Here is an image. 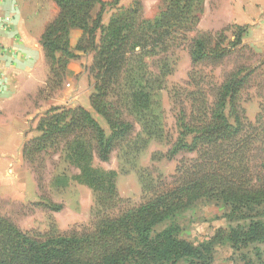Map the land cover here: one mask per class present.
Masks as SVG:
<instances>
[{"label": "trees", "instance_id": "1", "mask_svg": "<svg viewBox=\"0 0 264 264\" xmlns=\"http://www.w3.org/2000/svg\"><path fill=\"white\" fill-rule=\"evenodd\" d=\"M52 1L58 14L40 38L47 80L65 77L68 61L77 58L68 35L80 30L76 51L93 54L89 103L106 130L83 108L53 107L38 119L36 135L23 144L21 154L30 160L51 151L75 168L74 179L94 195L93 221L81 231L38 234L0 215V264H211L213 246L221 242L235 252L254 246L253 257L241 254L242 264H264V248L258 247L264 245V112L251 122L239 101L258 67L233 71L221 83L206 82V88H198L192 72L186 86L196 83V91L183 90L177 137L164 157L181 152L194 157L180 161L170 177H142L145 199L138 206L112 213L120 202L117 173L93 166L94 159L107 162L122 144L133 146L137 126L135 138L143 135L144 145L162 138L158 94L177 51L187 49L192 66L216 65L229 49L244 47L247 27L226 26L213 42L209 33L191 36L205 0H161L153 19L143 16L140 0L128 7H120V0ZM110 7L114 12L103 24ZM227 31L233 40L223 46ZM200 200L222 205L235 225L198 244L180 239L176 224L155 231Z\"/></svg>", "mask_w": 264, "mask_h": 264}, {"label": "rangeland", "instance_id": "2", "mask_svg": "<svg viewBox=\"0 0 264 264\" xmlns=\"http://www.w3.org/2000/svg\"><path fill=\"white\" fill-rule=\"evenodd\" d=\"M13 1L17 2L24 14L30 18L44 16L45 19H48L55 12V17L58 14V8L52 0ZM101 1L109 3L112 0ZM133 1L120 0L119 6L128 7ZM140 1L143 16L146 19H153L158 15L161 0ZM228 1L225 0V6ZM207 5L210 12L204 15L203 11L200 19L201 24L199 22L196 30L190 35L199 37L203 33H209L211 42H213L214 35L220 33L225 27L220 30H206V17L210 13L217 12L216 7L221 3L220 0H209ZM113 12L114 8L112 7L106 9L102 16L103 24L107 23ZM240 26L247 27L242 36L244 47L229 49L225 58L216 65L198 64L192 66L187 49L176 52L174 68L165 78L162 90L158 94L163 130L161 139H150L144 145L143 135L135 138V134L140 131L137 126L132 134L133 139L131 140L135 143L133 146L127 147L126 144H122L111 154L107 162L94 159V167L117 173L115 184L120 202L111 211L112 213L116 214L136 207L144 201L145 197L141 189L142 177L147 179V174L155 178L159 175L170 177L174 174L180 161L194 157L192 154L184 152L178 153L173 158L164 157L177 137L176 118L183 101V90L196 91L194 88L196 83L186 86L192 72L194 81L200 84L198 88H206V82L221 83L233 71L240 69L242 72H247L258 67L259 69L252 75L250 84L242 91L239 101L246 118L251 122L260 111L264 112V20H255L248 25ZM224 35L227 40L223 46H226L227 42L232 41L233 38L229 31ZM75 47L76 45L72 48L69 46L77 58L69 61L82 62V70L85 74V81L80 89L83 90V94L77 99L78 105L73 106L67 103L77 90L67 86L65 77L62 79L52 77L51 83L46 80L45 85L34 99L30 98L31 104L28 109L34 112L42 109L44 111H39L41 114L37 115L38 117L33 119V124L29 125L32 133L30 134L31 130H26L25 142L36 135L34 129L38 119L47 110L54 107L51 104H57L55 106L57 108H83L90 112L106 130L103 120L93 112L89 103L94 85L93 75L89 72L93 54L76 51ZM46 65L48 66L47 62ZM47 78H49V68ZM56 81L59 83H55ZM64 100L66 103L63 102ZM47 105L50 107L47 108ZM16 143L17 139L9 130H0V215L8 218L19 229L31 233L44 234L50 229L60 233L89 229L93 221L94 195L89 188L74 179L78 175V171L63 162L62 158H58V154L51 151L47 154H38L33 159L24 160L21 154L23 145L15 151ZM12 154L14 155L12 156ZM53 206L61 208L56 211L52 209ZM226 213L227 210L222 205L209 200H200L158 225L155 231L176 224L180 228V239L194 244L207 242L217 230H227L230 226L235 225L228 220ZM258 247L263 250L264 245L261 244ZM253 248L254 246H251L241 252H235L227 242L215 244L211 264H242L241 254L253 257ZM179 264H186V262L181 261Z\"/></svg>", "mask_w": 264, "mask_h": 264}, {"label": "crops", "instance_id": "3", "mask_svg": "<svg viewBox=\"0 0 264 264\" xmlns=\"http://www.w3.org/2000/svg\"><path fill=\"white\" fill-rule=\"evenodd\" d=\"M208 3L209 0H205L204 15L210 12ZM220 3L216 7V14L210 13L206 17V30H220L229 25H248L255 20H264V0H229L227 6L225 0H220ZM55 15L56 12L48 19L44 16L30 18L24 14L17 2L0 0V130H9L17 139L15 151L24 144L25 132L31 130L29 125L33 124V119L41 114L39 111H44L42 109L34 112L28 108L31 104L30 98L34 99L47 80L48 66L40 38ZM80 36V30H70V48L76 45ZM65 79L67 86L77 90L67 103L76 106L78 97L83 94L80 89L85 81L82 62L69 61ZM63 102L66 103L65 100ZM48 106L50 107L47 105V108ZM51 106L55 107L57 104Z\"/></svg>", "mask_w": 264, "mask_h": 264}]
</instances>
